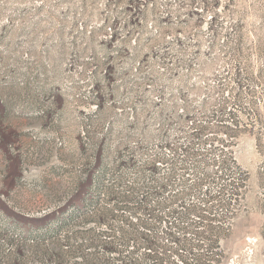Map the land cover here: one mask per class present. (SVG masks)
Wrapping results in <instances>:
<instances>
[{"label": "rangeland", "instance_id": "obj_1", "mask_svg": "<svg viewBox=\"0 0 264 264\" xmlns=\"http://www.w3.org/2000/svg\"><path fill=\"white\" fill-rule=\"evenodd\" d=\"M0 264H264V0H0Z\"/></svg>", "mask_w": 264, "mask_h": 264}]
</instances>
